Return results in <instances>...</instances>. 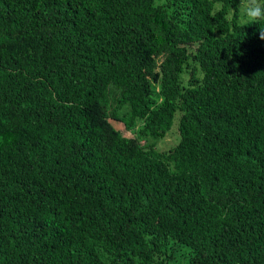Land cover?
<instances>
[{"label": "trees", "instance_id": "obj_1", "mask_svg": "<svg viewBox=\"0 0 264 264\" xmlns=\"http://www.w3.org/2000/svg\"><path fill=\"white\" fill-rule=\"evenodd\" d=\"M238 3L0 0V264H264V40Z\"/></svg>", "mask_w": 264, "mask_h": 264}, {"label": "rangeland", "instance_id": "obj_2", "mask_svg": "<svg viewBox=\"0 0 264 264\" xmlns=\"http://www.w3.org/2000/svg\"><path fill=\"white\" fill-rule=\"evenodd\" d=\"M179 113H176L171 128L167 131L166 135L164 137H160L155 139V147L158 150H167L173 146H175L180 137L177 131V123H178ZM111 124L114 126L115 129L119 130L123 135L125 136H131V137H137L138 132H136V128L139 124L136 125V128L127 130L124 126V124L120 121L116 120H110ZM142 143L147 142L151 143V139L142 140ZM189 250L182 247L176 252L177 259L173 261L171 264H188V254Z\"/></svg>", "mask_w": 264, "mask_h": 264}, {"label": "clouds", "instance_id": "obj_3", "mask_svg": "<svg viewBox=\"0 0 264 264\" xmlns=\"http://www.w3.org/2000/svg\"><path fill=\"white\" fill-rule=\"evenodd\" d=\"M235 8L239 11L241 27L259 25V38L264 40V0H239Z\"/></svg>", "mask_w": 264, "mask_h": 264}]
</instances>
